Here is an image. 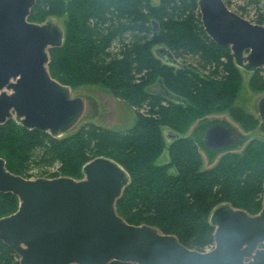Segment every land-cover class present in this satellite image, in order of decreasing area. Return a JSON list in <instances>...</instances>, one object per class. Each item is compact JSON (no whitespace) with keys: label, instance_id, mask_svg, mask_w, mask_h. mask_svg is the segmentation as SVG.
<instances>
[{"label":"trees","instance_id":"16d2710c","mask_svg":"<svg viewBox=\"0 0 264 264\" xmlns=\"http://www.w3.org/2000/svg\"><path fill=\"white\" fill-rule=\"evenodd\" d=\"M197 1L36 0L28 21L43 23L62 15L67 19L62 46L48 51L50 76L69 88L104 87L130 105L136 121L123 131L86 122L72 134L54 138L8 120L0 125V158L6 169L25 179L79 180L89 161L111 159L129 176L115 204L117 214L128 224L173 235L199 252L213 247L209 215L215 207L229 204L257 214L263 195L264 140L251 139L241 156L227 152L202 170L196 142L183 136L198 118L225 110L244 131L258 123L232 107L244 71L235 65L229 47L207 37ZM223 1L231 7V0ZM260 2L242 0L236 13L245 17L246 7L258 11ZM252 22L264 25L263 14ZM159 46L172 53L178 67L154 55ZM249 74L251 88L264 90V67ZM168 132L176 138L167 140ZM164 151L167 162L156 164ZM18 205L16 196L0 193V218L13 214ZM18 260L0 241V264Z\"/></svg>","mask_w":264,"mask_h":264},{"label":"water","instance_id":"95a60500","mask_svg":"<svg viewBox=\"0 0 264 264\" xmlns=\"http://www.w3.org/2000/svg\"><path fill=\"white\" fill-rule=\"evenodd\" d=\"M35 2L0 0V125L16 120L57 138L75 124L83 103L48 72V51L62 46L63 31L50 20L28 21ZM197 6L205 34L229 47L238 68L252 73L264 67V25L230 10L223 0H198ZM152 26L156 31L157 24ZM153 53L164 64L179 66L166 47ZM256 110L264 124V95ZM176 136L165 134L169 141ZM233 139L216 124L205 132L204 146L219 150L233 145ZM128 183L124 168L103 157L86 163L79 180L25 179L10 173L0 158V193L19 202L13 214L0 218V241L19 264H264V182L257 214L229 204L211 211L214 244L204 252L154 227L126 223L115 204Z\"/></svg>","mask_w":264,"mask_h":264},{"label":"rangeland","instance_id":"374dc122","mask_svg":"<svg viewBox=\"0 0 264 264\" xmlns=\"http://www.w3.org/2000/svg\"><path fill=\"white\" fill-rule=\"evenodd\" d=\"M152 3L156 4L157 0H152ZM231 4L229 9L236 13L235 7L241 5L242 0H231ZM258 14H263L264 16V0H261L258 11L250 6L246 7V14L243 17L252 22ZM47 20L53 21L62 30L67 24V19L64 15L49 17ZM250 76L249 73H242L232 107L240 108L257 119L256 104L264 95V90L257 91L251 88ZM70 97L80 98L83 103V110L75 124L64 135L72 134L86 122H91L114 131H123L132 127L136 121L135 113L130 105L124 100L115 98L107 89L100 85L84 84L72 87L70 88ZM216 124H220L231 131L234 138L233 142H235L233 145L219 150L208 149L204 146L205 132L212 125ZM183 136L190 137L196 142L202 159L201 168L202 170H206L213 167L220 157L227 152L236 153L241 156L249 140L257 139L263 141L264 124L258 120L257 125L251 131H244L239 123L230 118L229 111L225 110L198 118L187 127ZM237 140L240 141L237 142ZM167 160V151H164L156 161V164H164ZM35 177H37L36 174Z\"/></svg>","mask_w":264,"mask_h":264}]
</instances>
